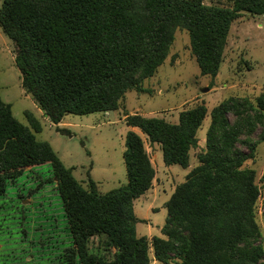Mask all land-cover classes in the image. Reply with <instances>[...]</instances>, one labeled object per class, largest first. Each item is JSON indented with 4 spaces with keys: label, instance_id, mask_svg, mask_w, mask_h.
Masks as SVG:
<instances>
[{
    "label": "trees",
    "instance_id": "16d2710c",
    "mask_svg": "<svg viewBox=\"0 0 264 264\" xmlns=\"http://www.w3.org/2000/svg\"><path fill=\"white\" fill-rule=\"evenodd\" d=\"M231 2L226 7L203 0H3L0 26L17 45L23 86L59 124L68 113L116 110L128 89L139 88L140 76H152L163 63L177 26L189 30L201 73L216 76L233 20L242 12L264 15V0ZM258 104L230 97L213 109L208 148L167 201L164 236L150 239L137 234L141 219L134 201L152 187L156 169L137 132L130 130L126 137L127 183L102 193L94 179L84 187L73 168L48 142L38 141L0 96V196L17 180L14 172L20 168L52 164L74 243L63 254L66 264H149L151 248L164 263L174 258L179 264L256 261L263 250L249 240L258 229L254 208L259 189L254 171L243 164L264 140V93ZM241 112L250 131L251 120L261 130L258 139L236 137L237 146L234 126L241 128L231 115ZM206 114V107L197 105L183 111L178 123L137 114L127 121L162 143L166 165L186 168ZM103 234L107 247L116 249L112 259L88 248L91 236Z\"/></svg>",
    "mask_w": 264,
    "mask_h": 264
},
{
    "label": "rangeland",
    "instance_id": "374dc122",
    "mask_svg": "<svg viewBox=\"0 0 264 264\" xmlns=\"http://www.w3.org/2000/svg\"><path fill=\"white\" fill-rule=\"evenodd\" d=\"M207 5L231 6V0H203ZM3 0H0V8ZM173 41L163 63L152 76H140L139 88L128 89L119 100L118 108L87 114H66L59 124L51 121L36 99L23 86L16 64V43L0 26V96L10 104L14 117L28 126L38 141L50 144L63 163L73 168L74 176L89 188L94 179L104 193L127 183L124 161L126 137L130 130L137 132L145 145L156 174L153 190L135 200L134 210L141 219L138 235H160L168 216L167 201L187 173L200 164V155L207 150L208 130L212 111L230 97L247 100L259 108L264 93V15L242 12L233 20L223 50V60L216 76L201 73L192 51L189 30L177 26ZM144 77V78H142ZM142 78V79H141ZM207 87L206 90L203 88ZM203 105L207 114L198 129V143L190 150L186 168L179 164L166 165L162 143L152 142L138 126L128 124V115L160 117L178 123L180 114ZM253 115V111H250ZM236 137L258 139L261 127L251 120L253 132L245 125L243 113L232 114ZM255 173L259 194L254 208L257 232L249 240L262 248L260 259L247 264H264V140L257 145L256 155L243 164ZM158 171V172H157ZM17 180L6 185L0 196V264H66L63 254L74 246L68 228L59 181L52 164L44 163L20 168L14 172ZM159 173V174H158ZM156 179V180H155ZM9 181V180H8ZM155 183V185H154ZM161 230L157 226H161ZM107 236L94 235L88 242L90 252L112 259L115 248L107 247ZM250 246L242 247L246 254ZM149 264H179L155 259L150 251Z\"/></svg>",
    "mask_w": 264,
    "mask_h": 264
},
{
    "label": "crops",
    "instance_id": "0c3cea01",
    "mask_svg": "<svg viewBox=\"0 0 264 264\" xmlns=\"http://www.w3.org/2000/svg\"><path fill=\"white\" fill-rule=\"evenodd\" d=\"M169 166V165H168ZM158 172V171H157ZM159 174V173H158ZM156 180V179H155ZM154 185H155V183H154ZM153 190V188L151 187L149 190H147L144 194H142L143 196L145 195V194H148L149 192H151ZM141 195V196H142ZM140 196V197H141ZM139 198V197H138ZM134 205H135V201H134ZM139 223V222H138ZM138 223H137V230H138ZM161 227H162V225L161 226H157V228L158 229H160L161 230ZM139 236H144V235H139ZM145 236H147V237H149L150 239L154 236V234H151V235H145Z\"/></svg>",
    "mask_w": 264,
    "mask_h": 264
},
{
    "label": "water",
    "instance_id": "95a60500",
    "mask_svg": "<svg viewBox=\"0 0 264 264\" xmlns=\"http://www.w3.org/2000/svg\"><path fill=\"white\" fill-rule=\"evenodd\" d=\"M206 89H207V87L203 88V90H206Z\"/></svg>",
    "mask_w": 264,
    "mask_h": 264
}]
</instances>
